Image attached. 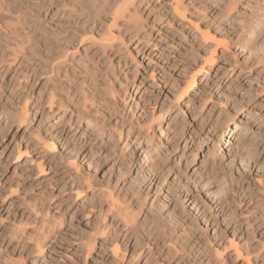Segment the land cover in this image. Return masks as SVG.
<instances>
[{
  "label": "rangeland",
  "instance_id": "rangeland-1",
  "mask_svg": "<svg viewBox=\"0 0 264 264\" xmlns=\"http://www.w3.org/2000/svg\"><path fill=\"white\" fill-rule=\"evenodd\" d=\"M35 1L21 36L77 14ZM136 1L66 107L0 28V264H264V0Z\"/></svg>",
  "mask_w": 264,
  "mask_h": 264
},
{
  "label": "bare ground",
  "instance_id": "bare-ground-1",
  "mask_svg": "<svg viewBox=\"0 0 264 264\" xmlns=\"http://www.w3.org/2000/svg\"><path fill=\"white\" fill-rule=\"evenodd\" d=\"M35 2H37L38 6L40 5L39 7L41 8L45 7V5L46 6L47 5L48 6H58L62 4L63 7H66V8L70 7V9H72L74 14L75 13L77 14L73 20L71 19L72 21L68 19L69 21H67L65 25L62 26L61 29H58L57 31H54L52 33L47 32L46 29L42 28L39 23H36L37 25H35L36 26L35 31H37V33L35 35L30 36V32H28L27 34L21 36L18 33V30L19 29L25 30V25L27 24V20H29V18L26 19V17H28L31 14V13L29 14V12L23 13L24 11L22 9L23 6L26 5V3H28V0H0V28H3L7 32L6 36L9 35L8 39L10 38L12 42H15V45H18L19 47L18 49H20L19 51L20 52L22 51L21 54L23 58L26 59L27 61L28 60L32 61L33 68L31 69L32 70L31 76L34 77V79L38 81L44 80L43 83L45 85L43 84V87L46 85L47 87L48 86L50 87L49 96H48L50 106L57 105L60 107V105H62L66 107L65 105H63V103H65V100L63 99L64 94L63 95L60 94V92L62 93L63 91V88H62L63 84L61 81L67 80L68 78H69L68 79L69 81L73 79V78L70 79L69 77L70 75L67 70L70 65H73L71 63L73 61L75 51L78 50L79 47L82 46L84 43L90 41L92 44H95L96 40L99 39L97 40L98 41L97 46H99V49L101 50V54L103 56H108V51L112 50L115 47V45L112 43L115 42L114 40L116 38L118 39V37H120V34H121V32L117 34L113 33L112 28L114 26L117 28V24L120 18H125L124 20L129 19V22L132 18H135L136 11H134L133 8L135 7L137 1L136 0H36ZM132 11L134 12V14H131L133 13ZM83 14L85 16H88L89 18L92 17L91 19H92L93 25L96 23H100L101 30L95 31L94 26H91L92 22L90 26L86 25L84 20H82L83 22L80 23L79 18L82 17ZM88 17L85 19H88ZM34 23L32 25H34ZM118 26H121V25H118ZM114 34H116V36L118 37H115ZM118 40H121V39H118ZM121 43L122 45H124L123 42ZM209 59L210 61L213 59L212 54L210 55ZM2 62L3 61H1L0 63ZM91 66L90 65H83V66L79 65L74 68H76L78 74L80 76H83V78L85 77V79H91L94 86L95 87L97 86L102 91V93L104 94L112 93V90H113L112 81L113 80L111 81V79L108 77V75L104 71L103 73H101L102 72L101 68L99 69L96 65H94L93 67ZM97 74L102 77L97 79V76H98ZM99 89H96V90H99ZM85 93L87 94V92ZM98 94L93 95L92 98L90 96L88 97L86 95L87 96L86 97L84 95L83 96V98L85 97L84 102L87 101V98H91L90 100H92V104H94L95 101L99 100ZM82 106L85 108V104H83ZM91 122L92 121H88V124H91ZM101 125H103V123ZM218 149H222V145H220V142H217L216 150L214 148L211 149L212 151L208 153V157H211L213 154L217 155Z\"/></svg>",
  "mask_w": 264,
  "mask_h": 264
}]
</instances>
